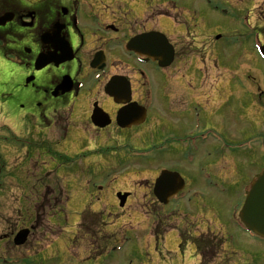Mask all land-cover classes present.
<instances>
[{"label": "flooded vegetation", "instance_id": "1", "mask_svg": "<svg viewBox=\"0 0 264 264\" xmlns=\"http://www.w3.org/2000/svg\"><path fill=\"white\" fill-rule=\"evenodd\" d=\"M245 1L157 0L155 8V0H0V20L5 22L0 26V52L13 57L21 79L7 107L19 106L22 125L28 122L49 129L56 124L64 128L66 137L71 133L73 146L80 150L77 155L83 154L90 167L101 165L104 150H132L141 139L150 149V162H162L166 169L182 174L187 153L195 154L201 142L195 165L201 167L200 156L210 157L212 149L216 154L212 169L226 184L231 169L244 175L240 165L245 160L241 162L234 153L233 142L214 131L210 122L206 124L203 108L227 113L232 98L242 102L248 97L235 82L186 85L189 70L181 58L187 47L179 42L188 35L192 42H199V6H245ZM259 37L264 45V24ZM172 53L167 67L155 60L161 56L166 62ZM171 69L176 75L170 74ZM177 84L189 87L188 105L180 95L176 98L180 94ZM221 85L226 89L220 90ZM259 91L262 97L264 92ZM243 111L256 122V112L261 110ZM85 137L92 144L86 141L82 149ZM249 141L253 147L248 155H255L250 164L253 171H260L264 135L255 129L252 137L238 143ZM56 197L43 199L34 226L28 225L32 229L29 241L18 248L11 239L27 225L19 217L11 228L9 201L0 196V264H90V258H85L90 254L89 244L65 243L54 235L51 219H66L65 207L79 204ZM86 212V207L80 211ZM84 231L89 229L84 227ZM32 236L36 238L30 242ZM42 237L50 241L42 244Z\"/></svg>", "mask_w": 264, "mask_h": 264}, {"label": "rangeland", "instance_id": "2", "mask_svg": "<svg viewBox=\"0 0 264 264\" xmlns=\"http://www.w3.org/2000/svg\"><path fill=\"white\" fill-rule=\"evenodd\" d=\"M156 2L157 0L153 2L155 8L158 6ZM245 2V6H216L223 9L222 13H218L211 6H199L200 9L196 10L202 20L201 28L197 31L199 42H192L193 37L190 35L186 38L183 37L179 42L186 44L187 47L186 55L181 58L185 62L182 66L189 70L186 85L189 83L195 85L198 82L202 85L221 84L232 81L238 83V88L242 87L246 92L249 101L239 106L240 99L232 98L230 112L214 114L203 108L206 124L210 122L214 131L236 146L241 144L238 143L240 140L252 137V132L255 129L259 131L261 137L264 135V111L260 112L256 122L250 121L243 111L251 107L253 103L257 108L264 106V97L262 99L258 97L259 90L264 92V72L262 69H256L254 73H250L246 77L247 72H250L248 68H264L263 59H260L259 55L254 52L255 44L261 41L259 32L264 24V0H246ZM224 11H228V14ZM217 35L221 36V40L217 41L215 38ZM13 60L0 52V190L9 197L11 218L8 220L11 228L15 226L19 217L21 224L26 223L27 227L35 223L37 213L40 211L38 205L42 206L41 202L43 199H47L46 197L48 199L52 197H44L45 194L57 196L66 195V193L68 195L70 192L78 197L75 199L79 201L76 206H81V204L88 206L90 202L97 204L98 200L102 198L111 200L114 192L120 186L131 190L140 185L143 189L137 190L138 193L132 195L135 201L128 204L123 211L113 202L109 203V200L99 204L100 210L110 211L105 215L106 219L95 217L97 215H93L92 219H87L89 224L97 227L98 235L92 233L83 236L79 225L72 231L76 236L75 242H83L86 239L85 242L97 243L95 247L98 246L101 239H105L104 241L110 248H114L121 241L123 242L122 248L118 252L107 251L104 254L105 257L99 261L101 264H201L199 261H203V258L195 256L194 249L190 248V245L184 244L182 249L179 232L194 237L200 233H215L223 229L229 232L227 234L229 236L228 246L223 248V252L228 255L230 260L228 264H264V240L250 238L235 224L237 216L235 213L244 201L242 192L251 185V177L248 173L253 171V166L250 163L251 158L255 155H248L249 152L244 151L246 149L244 147L239 148L241 152L238 155H246V161L240 165L244 175L231 169L229 176L232 177V181L229 186L224 181H220V185L215 180L219 179L218 176L212 170L213 163L216 162V154L210 149L209 158L200 156V165L205 171L201 172L195 163L191 165L187 175L194 180L192 184L194 190L201 196H194L191 193V195L171 204L169 209L163 210L153 198L154 173L151 171L154 170L157 161L142 165L141 158L136 157L141 153L139 150L133 159L135 162L129 161L122 165L121 168L129 164L125 168L130 167L128 170L132 172L126 175L125 181L119 183V186L115 179L116 173L113 174L116 172L115 165H118L119 161L114 159L115 155L105 154L103 161L100 162L103 167L99 165L94 167L93 164L83 175L85 178H90L95 171L104 169L113 171L104 172L105 181L99 184L104 192L96 196L92 186H95L97 182L89 184L84 180H82L84 182L77 181L79 174L75 171L76 167L68 168V165L54 162L56 153L62 157L67 154L70 158L69 161L74 160L73 157H80L79 159L82 160L81 154L77 155L80 151L79 148L72 144L71 133L66 137L64 128L56 126V124L49 129H42L35 125L30 128L22 127V116L17 114L18 110L13 112L4 106V101L19 91L18 83L21 82ZM200 69L201 71H199ZM171 70L170 74L176 75L174 69ZM199 77L200 80H198ZM169 79L171 82L172 77ZM242 81L245 83L244 87L240 85ZM223 86L227 85L223 84ZM223 86H220V90L226 89ZM176 89L180 92V94L176 93V98L180 95L181 102L188 105L190 102L189 87L186 86L184 89L183 85L177 84ZM176 102L180 103L177 100ZM86 139L87 137L81 139L84 142L82 149L87 145V142L92 144L91 139L88 141ZM42 141L45 148L49 147L52 150L53 156L48 153L40 154V152H47L42 147L36 148V145L40 146ZM136 142L141 146L144 145L141 139ZM146 147L148 149V146ZM196 147L199 154L201 142ZM34 149L37 150L41 158L38 161L30 159L32 154H37ZM136 149L133 148V150ZM27 152H30V155ZM128 152L129 150L119 155L120 160H125V157L130 158L131 155ZM44 163L47 164L44 165ZM80 163L79 161V168L82 166ZM86 166L85 164L80 169L84 170ZM214 184L217 189L214 188ZM219 188L221 189L219 190ZM62 189H67L68 192ZM30 201L32 203H26ZM176 205H178V209L175 207ZM170 209L178 211L170 212ZM133 210H138L139 213H134ZM181 215L186 218L184 224H181L183 219ZM57 219L62 220L61 218ZM68 219H71L70 221L78 220V215L71 212ZM51 221L53 225H50L56 231L61 229L64 232L62 223L61 225L57 224L56 219H51ZM35 233L39 237L38 232ZM71 237L72 235L69 236V240ZM190 237L188 241L192 239ZM35 238L34 236L30 237V242ZM46 240L50 241L49 238L42 237L40 242L43 244Z\"/></svg>", "mask_w": 264, "mask_h": 264}, {"label": "water", "instance_id": "3", "mask_svg": "<svg viewBox=\"0 0 264 264\" xmlns=\"http://www.w3.org/2000/svg\"><path fill=\"white\" fill-rule=\"evenodd\" d=\"M1 25H4V23L0 22ZM179 188H182V182L178 179V176L164 172L156 182V198L162 204H168V199L171 197L170 192L177 191ZM249 193V198L245 202L246 205L241 213V219L255 234L264 237V171ZM125 198H127L126 195L122 197V206L125 203ZM27 234V230L22 231L21 234L19 233L15 240L16 244L25 243L28 237Z\"/></svg>", "mask_w": 264, "mask_h": 264}, {"label": "bare ground", "instance_id": "4", "mask_svg": "<svg viewBox=\"0 0 264 264\" xmlns=\"http://www.w3.org/2000/svg\"><path fill=\"white\" fill-rule=\"evenodd\" d=\"M89 168H90V166H89V164L86 166V169H84V170H81V169H76L75 171H77V173L79 174V176H77V181H82V180H84V181H86L87 183H89V184H94V183H96L95 184V186H92V187H96V186H99V184H100V182H103V181H105V176H104V174L102 173V172H99V174H97V171H95L93 174L94 175H92L90 178H85V177H83V175L89 170ZM91 171V170H90ZM111 172V171H110ZM84 178V179H83ZM90 180V181H89ZM84 181H82V182H84ZM60 186V185H59ZM61 189V188H60ZM63 191H65V192H68V190L67 189H62ZM61 191V190H60ZM61 195V196H60ZM60 195H57V199H59V200H61V199H70V200H75V199H77L78 197L76 196V195H74L73 193L71 194L70 192H68V195H67V193H66V195L65 194H60ZM17 238V237H16ZM11 242H13L12 240H11Z\"/></svg>", "mask_w": 264, "mask_h": 264}]
</instances>
